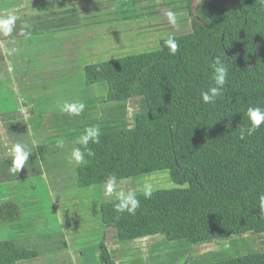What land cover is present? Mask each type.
I'll list each match as a JSON object with an SVG mask.
<instances>
[{
	"label": "trees",
	"instance_id": "trees-1",
	"mask_svg": "<svg viewBox=\"0 0 264 264\" xmlns=\"http://www.w3.org/2000/svg\"><path fill=\"white\" fill-rule=\"evenodd\" d=\"M138 3L158 0H135ZM191 31L173 36L171 55L159 48L87 65L86 86L104 83L105 102L143 99L147 108L130 125L99 128L85 165L131 180L167 172L173 187L151 198L136 194L135 214L117 213L118 199L100 205L103 225L98 263L115 264L109 240L159 236L170 243L202 245L246 234L264 235V123L252 135L248 107L264 110V3L261 0H187ZM228 68L221 95L203 103L216 87L215 64ZM243 131V139L240 135ZM82 152L83 145L78 144ZM81 183V181L79 180ZM15 201L0 202V224L19 221ZM13 240L0 241V264L38 257ZM189 264V263H186ZM202 264H264V251Z\"/></svg>",
	"mask_w": 264,
	"mask_h": 264
},
{
	"label": "crops",
	"instance_id": "crops-1",
	"mask_svg": "<svg viewBox=\"0 0 264 264\" xmlns=\"http://www.w3.org/2000/svg\"><path fill=\"white\" fill-rule=\"evenodd\" d=\"M123 1L144 6L151 3H138L135 0ZM160 1L164 0L153 2ZM110 3L112 4L113 0ZM103 5V0H0V20L14 18L12 31L8 35H4L3 30L0 29V63H4V68L9 72V68L15 66L18 69V79L29 81L33 88H28V91L30 90L28 95L54 97L52 100L50 99L47 106V114L41 119L26 117L21 105L13 103L15 107L11 108L12 104H7L8 100L4 97V117L0 116V139H3L1 154L4 165V168L0 169V176H4V180L0 179V186L6 184V186H10L9 188H13L16 198H0V202L15 201L20 208L22 218L16 222L0 224V238L13 240L18 246L32 248L39 254L37 258L20 261L17 264H88L86 263L88 254L81 255L83 250H86L87 253L88 249L80 247L78 250L75 249L77 252H74L73 244L65 246L67 243L65 241L71 239L66 231L69 228L70 219L67 214L62 212L60 202L57 201L56 195L60 190L50 183L57 174L60 175L59 177L67 178L75 176L78 188L83 193L90 192L89 196L81 197L83 200H88V205L94 203L93 200L99 197L103 199L98 203L99 206L105 201L117 199H104L105 194L104 196L98 194V192L105 193L107 184L103 182V168L89 167L85 163L76 165L70 163L69 158L71 150L78 148L79 137L84 134L85 129L95 126L102 128L111 123L115 120L114 118L119 117L116 114L111 116L113 109L120 110L121 113V106L126 101L124 103L105 102L107 91L105 87L102 103L84 107L86 110L78 116L63 111L64 106L61 108L50 107L57 96L61 98L74 95V89H69L67 82L60 80L58 73L52 70L55 64L56 70H59V63L63 66L74 64L76 57L80 54L95 57L92 61H107L121 57L105 56L110 52L105 50L118 48L121 39L114 35L106 39L107 17L110 19L109 23L112 22L110 31L115 33L116 29L113 28L114 10L106 11ZM25 63L29 68L26 69ZM61 84L65 87L57 89V86ZM100 86V84H95L86 87H91L94 92H97V88ZM9 89L12 94L17 95L18 84L17 86L13 83L8 85V82L4 81V96L9 94ZM82 89L84 88L77 87L75 94H80ZM19 95V99H22L23 95L20 93ZM114 104L119 107H113ZM105 106L111 108L106 111L99 110ZM56 128L60 130H56ZM17 143L23 144L30 155L24 168L13 173L8 167L9 164H5L4 161L13 160L14 156H10L6 152L8 150L14 154L13 148ZM20 174H23L25 179L24 177L23 179L18 178ZM150 175L125 180V182ZM41 179L48 181L49 184L42 187L34 185ZM18 180L25 184L21 187L13 185ZM47 190L49 198L46 199L49 200L50 205L45 206L41 202L44 199L40 198V200L37 193L47 192ZM47 208L50 210L48 213L45 211ZM45 215L47 217L53 215L51 223L47 217L43 218ZM87 218L89 223L90 217L87 216ZM98 220H100L99 215L90 222H100ZM1 231H4V234ZM148 238L151 237L143 239ZM43 240L46 244L42 242ZM59 241L62 242L61 247L58 246ZM113 243L112 247H121L124 242ZM95 252L94 248L93 253L96 255Z\"/></svg>",
	"mask_w": 264,
	"mask_h": 264
},
{
	"label": "rangeland",
	"instance_id": "rangeland-1",
	"mask_svg": "<svg viewBox=\"0 0 264 264\" xmlns=\"http://www.w3.org/2000/svg\"><path fill=\"white\" fill-rule=\"evenodd\" d=\"M111 1L112 0H103V7H105L106 11L108 9L114 10L113 28L116 29V31L115 33L110 31L112 28V22L109 23L108 20L110 19L107 17L105 35L107 36L106 39L108 37H112L113 35L119 37L121 42L118 48L109 50L106 49V52L110 51L107 55H105L106 57H112V55L129 56L137 53L154 51L159 48L161 39L167 38L169 35L175 36L186 34L191 31V19L188 11L187 0H164L156 3L151 2L145 6L143 4L134 5L132 2H124L123 0H113V3L111 4ZM168 10L178 13V28L168 23V20L164 15L165 11ZM116 52H118V54H116ZM76 58L77 59L74 64L63 66V64L59 63V70H56V64L52 67V70H55V72L58 73L59 79L67 82V87L69 89H74V95L67 97L63 96L61 98L57 96L50 107L61 108L65 104L81 102L86 107L102 103V95L104 96L106 87L105 84L99 83L101 85L100 88H97L98 91L94 92L91 87H86L83 76L84 68L87 65L94 64L92 62L99 63L102 61H92L95 57L92 58L85 56L84 54H80ZM25 64L27 65V63ZM27 68H29L28 65L26 66V69ZM9 70L10 72L4 68V63H0V116L4 117L5 97V99L8 100L6 103L12 104L10 106L11 108L15 107L13 103L21 105L24 109L26 117H37L39 119L43 118L47 114V106L54 97L28 95V92H30V90L28 91V88H33V86L27 80L20 81L18 79V69L15 66L9 68ZM4 81H7L8 85L13 83L17 86L18 84L19 89L18 91L16 90L17 95L12 94L9 89V94L4 96ZM64 87L65 86L61 84L57 86V89H63ZM77 87H83L84 89L80 91V94L76 95L75 93ZM19 93L23 95L22 99H19ZM122 103H124V101ZM116 106L119 107V105L116 104H114L113 107ZM110 108H106L105 106L103 108H99V110L101 109V111H106ZM146 111L147 108L143 99H132L126 101L123 106H121V113L120 110L113 109L111 116H115L116 114V116L119 115V117L114 118L115 120H113L110 125L112 127L130 125L136 113H144ZM106 114H108V112H106ZM108 116L110 117L109 114ZM58 129L59 128H56V130ZM2 140L3 139H0V169L4 168L1 154ZM31 141H33L32 138ZM6 154L14 156V154H11L8 150ZM4 163H8V167H12V159H8L4 161ZM22 175L23 174H20L19 177H17L21 179L24 177L25 179V176ZM59 176L60 175L57 174L55 178L53 177L52 180L50 179V183L52 186L58 187V190H60L58 195H56L57 201L60 202L62 212L67 214V217L70 219L68 224L69 228H67L66 231L72 240L67 239L65 241L67 242L65 246L67 247V244L68 246L73 244L74 252H77L80 247L88 249L89 251H87V253L85 252L86 250H83L81 255L86 256V254H88L86 263L94 264L98 262L99 253L97 244L102 239L103 229L100 220H98L100 222L97 223H92L90 221H93L98 217L100 208L98 203L102 202L103 199L101 197L96 198L93 200L94 203L88 205V200H83L81 197L89 196L90 192L83 193L82 190L78 188L75 182V176L74 178H72L73 176H68V178ZM0 179L4 180V176H0ZM146 183L152 184L154 190L170 189L173 187L168 173L160 172L135 179L131 182H125L124 184L117 182L116 191H127L131 189L135 192V194L143 193V186ZM24 184V182H19L18 180L13 185H19V187H21ZM48 184V181L41 179L40 182L38 181L34 185L42 187L43 185L47 186ZM9 187L10 186H6V184L5 186H0V198H16V193L12 190L13 188ZM47 194L48 190L47 192L42 191L37 193L39 199H44L40 200L45 206L50 205L49 200L46 199L47 197L49 198ZM98 194L104 196L105 193L98 192ZM125 195H127V192ZM110 198L117 197L114 194L111 197L106 196L104 199ZM45 211L48 213L50 210L47 208ZM86 213L88 214L86 215ZM87 216L90 217L89 223ZM46 217L47 216L45 215L43 218ZM53 218V215H50L47 217V220H50L51 223ZM1 233L4 234V231H1ZM3 239L4 237H1L0 241ZM132 241L135 240L120 241L124 242L121 247H112L111 244H114L113 242H116L115 240H109L107 242V247H110L109 251L115 264H202L264 251V235L257 234L231 237L194 246L181 242L170 243L159 236L138 240L136 242ZM42 242L46 244L44 240ZM58 246L61 247L62 242L59 241ZM94 248L96 250V255L93 253Z\"/></svg>",
	"mask_w": 264,
	"mask_h": 264
},
{
	"label": "clouds",
	"instance_id": "clouds-1",
	"mask_svg": "<svg viewBox=\"0 0 264 264\" xmlns=\"http://www.w3.org/2000/svg\"><path fill=\"white\" fill-rule=\"evenodd\" d=\"M264 3V0H261ZM164 15L166 16L168 23L174 27H179L178 25V13L175 11H165ZM14 23V18L0 20V29L3 30L4 35H8L12 31V25ZM165 45L169 49L171 55H176L178 51V43L176 39L169 35L165 40ZM217 65L223 64V66L215 68L214 74V83L216 87L209 88L208 91H204L201 93V99L203 103H214L215 97L221 95L220 89L226 83L228 76V68L227 66L217 58L214 62ZM85 105L81 103H71L65 104L63 107V111L69 113L70 115H80L84 111ZM247 116L250 121L251 126L244 128L247 130V135H252L256 132L262 123H264V110L260 107H248ZM101 136V132L98 126L88 127L85 129V132L82 136L79 137V143L84 146L86 152H82L80 148H73L70 153L69 162L74 163L76 165H81L85 163V154L88 156L94 155L90 150L87 149V145L89 142L99 143V137ZM241 139H243V131L240 135ZM14 158L12 160V167L10 169L11 172L16 173L24 168L26 161L30 153L25 150V146L23 144H15L13 148ZM120 184H124L125 180L121 179ZM117 188V180L115 176H110L108 178L107 184L105 186V195L113 196L116 195L118 199V203L114 205L115 211L117 213L127 212L132 215L135 214L136 210L140 207V200L137 198L135 192L131 189L127 191H116ZM154 188L152 184L146 183L143 186V196L146 199H149L153 195ZM127 192V195L125 193ZM261 202L264 203V196L260 197Z\"/></svg>",
	"mask_w": 264,
	"mask_h": 264
}]
</instances>
